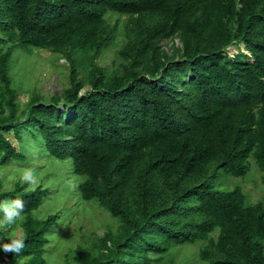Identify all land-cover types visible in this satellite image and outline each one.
Wrapping results in <instances>:
<instances>
[{"label": "trees", "instance_id": "1", "mask_svg": "<svg viewBox=\"0 0 264 264\" xmlns=\"http://www.w3.org/2000/svg\"><path fill=\"white\" fill-rule=\"evenodd\" d=\"M114 14L131 19L123 65L87 75L117 37ZM0 31L10 37H0V165L39 149L70 161L82 178L74 197L120 222L64 264H158L199 242L204 264H264V198L216 190L210 173L245 177L253 160L264 172V0H0ZM175 40L169 53L162 43ZM231 46L251 55L229 57ZM18 47L61 54L72 68L62 98L35 100L22 116L9 77ZM45 196L0 186V203L21 198L25 216L24 247H0V263L47 264L59 215L35 216Z\"/></svg>", "mask_w": 264, "mask_h": 264}, {"label": "rangeland", "instance_id": "2", "mask_svg": "<svg viewBox=\"0 0 264 264\" xmlns=\"http://www.w3.org/2000/svg\"><path fill=\"white\" fill-rule=\"evenodd\" d=\"M130 20L127 15L114 14L112 16V26L117 23V37L109 48L89 64L87 75L96 64L107 71L122 67L124 61L118 53L128 44L129 39L124 31ZM0 37L10 38L1 31ZM173 45L181 46L178 40L162 43L164 49L169 53L172 52ZM0 46H2L1 43ZM227 54L232 57V50H227ZM252 61L249 59L247 62ZM78 70L80 71L78 77L83 80L85 73L81 67ZM71 72L70 62L61 54L41 48L22 49L18 47L14 52L9 69L11 87L18 96V116H22V113L28 110L35 100L44 102L56 96L62 98L64 91L71 86ZM0 89L5 92L1 78ZM89 89L90 85H85L81 95ZM60 106L63 109L62 105ZM8 137L15 146H19L13 133ZM250 167V172L245 177H235L225 175L221 170L216 169L215 165H212L210 173L214 176L215 189L228 191L240 187L247 197L248 204L260 202L264 198V172L259 170L254 160ZM26 168L35 169L36 180L34 183L21 179L22 172ZM81 179L72 173L70 161L62 162L40 149L32 151L30 157L25 161H13L7 166L0 165L2 191L13 190L17 183L25 186L26 190H35L37 187H41L46 191V196L35 211V216L45 219L54 213L59 215L53 230L48 233L50 242L46 245L44 253L47 264H64L67 257L72 263L78 262L76 254L78 246L95 248L110 230L117 231L120 226V222L101 208L97 202H84L80 198L74 197ZM0 221H3V224H0V244L11 241L12 238H24L25 216L16 214L11 220H8L6 212L0 208ZM201 246L203 243L199 242L194 245L173 248L172 254L165 255L158 264H170L172 259L176 264H181L183 261L188 264H204L199 258ZM24 260L20 259L16 264H22ZM0 264H9V261L5 257V262Z\"/></svg>", "mask_w": 264, "mask_h": 264}, {"label": "clouds", "instance_id": "3", "mask_svg": "<svg viewBox=\"0 0 264 264\" xmlns=\"http://www.w3.org/2000/svg\"><path fill=\"white\" fill-rule=\"evenodd\" d=\"M230 49V51L232 50L233 55L235 53L239 52V49H241L242 52H245L247 55H251L248 51H246L244 49L243 46H241L240 48H238L237 46H231L230 48H228V50ZM21 179L23 181H31V182H35L36 180V175H35V169L33 168H26L23 170L22 175H21ZM13 204L17 205L16 208L11 207L10 204L8 203H0V208H3L4 211L7 214V219L11 220V218L13 217V215L18 214V209L19 208H23L24 207V203L22 201L21 198H16L12 201ZM0 224H3V221H0ZM0 247H2L5 251L8 250H14L15 252H20V250L24 247V241L23 239H15L12 238L11 241H6L3 242L2 244H0Z\"/></svg>", "mask_w": 264, "mask_h": 264}]
</instances>
